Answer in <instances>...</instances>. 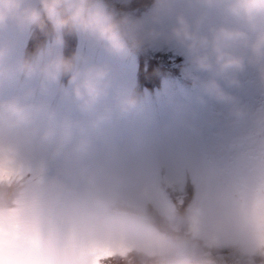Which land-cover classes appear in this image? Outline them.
Returning <instances> with one entry per match:
<instances>
[{"label": "rangeland", "instance_id": "obj_1", "mask_svg": "<svg viewBox=\"0 0 264 264\" xmlns=\"http://www.w3.org/2000/svg\"><path fill=\"white\" fill-rule=\"evenodd\" d=\"M125 1L109 0L113 13L144 31H169L168 13L221 19L204 0H163L138 18L123 14ZM28 33L14 20L0 27V102L17 99L32 111L27 125L13 128L0 119V180L15 178L25 190L16 207L0 210V264H100L101 257L132 248L160 257L182 252L185 241L176 243L145 220L153 202L174 215L170 196L159 191L161 169L177 187L190 177L196 188L189 237L193 249L199 238L208 250L191 252L190 264L231 263L230 245L264 264V79L254 69L237 85L218 79L233 98L221 103L204 88L211 74L197 71L184 48L160 39L137 48L183 54L195 82L165 80L140 104H129L135 58L80 34L77 56L86 54L80 68L106 72L103 94L85 107L71 79L18 76ZM60 53L55 40L36 61L43 66ZM126 206L133 212L111 211ZM227 245L233 253L223 251Z\"/></svg>", "mask_w": 264, "mask_h": 264}, {"label": "clouds", "instance_id": "obj_2", "mask_svg": "<svg viewBox=\"0 0 264 264\" xmlns=\"http://www.w3.org/2000/svg\"><path fill=\"white\" fill-rule=\"evenodd\" d=\"M162 3L163 0H155L158 9ZM204 3L221 18L219 22L208 13L191 18L184 13H168L174 18L169 31H144L140 23L128 17L117 19L95 0H38V4L29 6H24V0H0V27L9 20L28 28L43 26L48 20L58 30L93 38L116 53L127 51L129 44L140 47L160 39L174 42L187 51L197 71L211 74L203 82L207 93L221 103H229L233 98L221 88L219 78L237 85L241 74L254 69L264 79V0ZM3 54L0 52V56ZM18 71L27 76L39 72L53 81L70 74L75 96L85 107L93 106L104 92L103 68H80L63 56H56L43 66L25 61ZM0 119L15 128L31 123L32 111L19 100L10 99L0 102Z\"/></svg>", "mask_w": 264, "mask_h": 264}, {"label": "trees", "instance_id": "obj_3", "mask_svg": "<svg viewBox=\"0 0 264 264\" xmlns=\"http://www.w3.org/2000/svg\"><path fill=\"white\" fill-rule=\"evenodd\" d=\"M52 28H54V24L51 21L45 20L43 26H41L40 32L45 34V33L49 32ZM56 32H57V28H55L53 30L52 34L56 33Z\"/></svg>", "mask_w": 264, "mask_h": 264}]
</instances>
